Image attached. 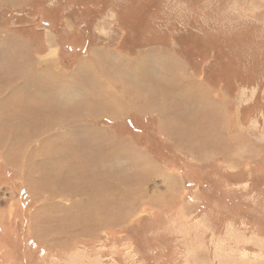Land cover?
I'll list each match as a JSON object with an SVG mask.
<instances>
[{"label": "rangeland", "instance_id": "1", "mask_svg": "<svg viewBox=\"0 0 264 264\" xmlns=\"http://www.w3.org/2000/svg\"><path fill=\"white\" fill-rule=\"evenodd\" d=\"M112 46L165 51L175 94L61 134L31 104L90 97ZM0 264H264V0H0Z\"/></svg>", "mask_w": 264, "mask_h": 264}, {"label": "crops", "instance_id": "2", "mask_svg": "<svg viewBox=\"0 0 264 264\" xmlns=\"http://www.w3.org/2000/svg\"><path fill=\"white\" fill-rule=\"evenodd\" d=\"M117 49L118 48L114 46L110 47V49L101 48L100 56L99 57L96 56L93 59L91 58L92 60L90 63L92 64L93 75H95L94 73L99 72L100 70L101 71L99 72L98 77L96 76L97 79L92 80L93 90L91 92L90 97L86 96L81 100L77 92L74 95L68 96L65 95L63 92L60 93L57 89H55V91L59 92V97L56 98L58 100L56 102L57 103L56 107L55 105L54 106L50 105L53 104L52 101H54V99L52 98H48L47 99L48 101L43 102V103L47 102L48 107L46 106L44 107L42 105V102H39L41 103L40 105L39 104L36 105L31 102L32 103L31 105L32 106L34 105V107L38 108L39 110L41 108L43 109L45 108L44 111L47 108L59 109L58 111L60 113L62 124L64 123L65 125V126L62 125L60 128L61 134H66L68 136L73 135L74 133L82 132V127H81L82 122L79 121L81 116H78L79 115L78 113L87 108V110L90 111V114L88 116L84 115V119L87 122L88 121L90 122L91 124L90 131L93 132L94 134H98L95 125L92 126V124L95 121L91 119L93 118L99 119L100 121L104 122L106 128H108V123L121 124L126 122V124L128 123L130 126L132 119L131 117L135 116L136 113L135 111H137V116H138L136 118L141 119L142 118L141 115L143 112H147L151 110L154 104L153 100L158 95H161L163 97H170L172 94L173 95L175 94L174 92L175 90L173 89V84H175L176 82L174 83V80L172 79L162 78L166 76V73L167 75L171 76L170 74L173 73L172 70L174 69L173 63H171L173 60L172 59L169 60V58L166 56L165 51L151 50L133 56L132 62L127 61L124 63L122 62L115 64L114 61L110 62V58H111L110 56L112 55V53L118 55L119 50ZM47 51L45 50L44 54L42 55L37 54L36 51H34L35 52L33 53L34 59L37 60V57L40 56L41 58H43V62H44V59H46L48 55ZM126 54L128 56L133 55L130 53H126ZM120 57L122 56L119 55V58ZM163 60L166 62L165 68L162 64ZM17 61L18 60H15L14 62H12V64H9L13 70V76L16 77V80L13 78L14 81L21 80L22 84L24 85L30 84L31 86H34L38 90L42 86L46 87L47 83L49 87H51V82L49 80L50 79L49 72H51L52 69L50 68L51 67L50 65H46L49 66L48 68H41L43 72H41L40 75L42 76L37 77L39 78V80H37L33 78L35 76V71H34L35 69L34 68L31 69V67L29 66L25 67V62H27L26 58L25 59L23 58L20 64H19L20 61L18 62ZM168 71L170 72L168 73ZM47 73H49L48 80L45 78ZM105 75H107L109 79L103 80L100 78V76L105 78ZM131 84L135 87H138L139 91H132L128 89L127 87L131 86ZM72 86H77V85H72ZM22 89L23 88L16 91L14 89L13 93L19 91L21 92ZM49 93H51V89ZM127 93L130 94L129 96L131 98H132L131 95L134 96V94H138L139 96L145 95L146 97L140 103V105L137 104V102L133 104L130 98H123V95H127ZM149 98L151 100H149ZM34 102L36 103V101ZM33 109H34L33 107L32 109H30L31 115L33 114L36 115L39 113L38 110H33ZM155 117L159 118L157 115ZM161 118H163V116H161ZM119 120L121 121L118 122ZM62 142H64V140Z\"/></svg>", "mask_w": 264, "mask_h": 264}, {"label": "bare ground", "instance_id": "3", "mask_svg": "<svg viewBox=\"0 0 264 264\" xmlns=\"http://www.w3.org/2000/svg\"><path fill=\"white\" fill-rule=\"evenodd\" d=\"M2 50V49H1Z\"/></svg>", "mask_w": 264, "mask_h": 264}]
</instances>
